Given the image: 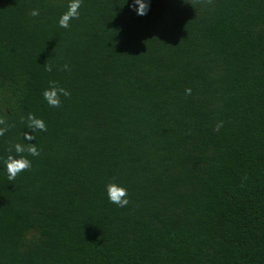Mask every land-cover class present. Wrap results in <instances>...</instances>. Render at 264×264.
I'll use <instances>...</instances> for the list:
<instances>
[{
  "label": "trees",
  "instance_id": "16d2710c",
  "mask_svg": "<svg viewBox=\"0 0 264 264\" xmlns=\"http://www.w3.org/2000/svg\"><path fill=\"white\" fill-rule=\"evenodd\" d=\"M67 2L0 0V157L40 149L0 165V264H264V0Z\"/></svg>",
  "mask_w": 264,
  "mask_h": 264
},
{
  "label": "clouds",
  "instance_id": "9594fccd",
  "mask_svg": "<svg viewBox=\"0 0 264 264\" xmlns=\"http://www.w3.org/2000/svg\"><path fill=\"white\" fill-rule=\"evenodd\" d=\"M84 0H68L67 9L63 11L58 19L57 25L63 29H69L71 22L79 19L80 9ZM127 0H124L126 3ZM150 6V0H131L129 7H134L137 15L143 16L147 14ZM31 17H38L40 12L38 9H32L29 13ZM53 64L45 65V71L52 72L54 69ZM65 71L69 70L67 64L63 65ZM186 94H191V89H185ZM43 100L52 108H59L62 104L61 97H68L70 92L62 87L57 81L49 80L48 86L41 93ZM24 130L22 133L23 141H33L34 132H45L47 126L42 118L28 113L26 118H22ZM8 131V125L4 119H0V137ZM40 156V149L35 143L27 142H14L10 149L7 150L6 155L0 157V165H2L3 173L8 181H14L16 177L32 168V159ZM105 195L109 203L115 204L117 207H126L129 204L128 189L117 181H109L105 185Z\"/></svg>",
  "mask_w": 264,
  "mask_h": 264
}]
</instances>
